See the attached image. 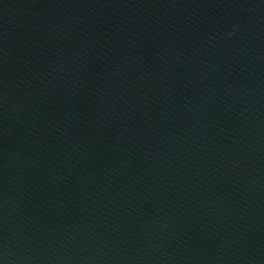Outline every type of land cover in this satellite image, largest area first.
Masks as SVG:
<instances>
[{
  "label": "water",
  "instance_id": "obj_1",
  "mask_svg": "<svg viewBox=\"0 0 264 264\" xmlns=\"http://www.w3.org/2000/svg\"><path fill=\"white\" fill-rule=\"evenodd\" d=\"M0 264H264V0H0Z\"/></svg>",
  "mask_w": 264,
  "mask_h": 264
}]
</instances>
